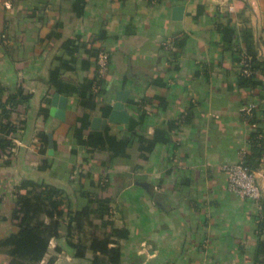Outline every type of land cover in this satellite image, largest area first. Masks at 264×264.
Listing matches in <instances>:
<instances>
[{"label": "crops", "instance_id": "0c3cea01", "mask_svg": "<svg viewBox=\"0 0 264 264\" xmlns=\"http://www.w3.org/2000/svg\"><path fill=\"white\" fill-rule=\"evenodd\" d=\"M72 2L0 0L1 100L17 88L28 95L10 112L17 128L0 154V237L17 230L16 192L31 179L64 200L59 233L36 264H88L92 252L75 256L65 217L94 197L108 199L109 218L128 231L117 238L119 264H264L254 257L264 243V70L255 86L237 81L240 54L264 60V0H86L80 15ZM86 82L93 108L80 102ZM250 105L254 122L243 114ZM83 116V136L130 135L128 159L79 143L72 128ZM255 128L263 143L250 149ZM138 135L159 137L144 157ZM242 149L258 201L226 188L222 166ZM97 223L70 240L87 247L108 231ZM0 264H10L5 253Z\"/></svg>", "mask_w": 264, "mask_h": 264}, {"label": "trees", "instance_id": "16d2710c", "mask_svg": "<svg viewBox=\"0 0 264 264\" xmlns=\"http://www.w3.org/2000/svg\"><path fill=\"white\" fill-rule=\"evenodd\" d=\"M86 0H73L72 10L76 15H80L83 11ZM221 31L225 41H229V32L231 28L226 24L221 26ZM73 44L71 39L63 43L65 50L72 53ZM98 53V51H97ZM95 54V58L97 56ZM247 55V54H246ZM250 73L241 72L240 54L237 57L238 62V84L242 86H255L258 82L255 80V70L261 67L264 70V60H259L254 55H247ZM96 63V62H95ZM90 82L82 83L78 89L81 96L82 104L88 103L89 108L95 106V102L88 100V91H90ZM3 88L0 86V154L7 147L12 146L11 137L9 136L17 128L9 120L12 109L19 103L26 102L28 95L23 93L21 88H17L14 92H9L4 100H1ZM243 114L249 117L250 122H254L255 113L250 108L249 112ZM80 125L72 128L75 139L86 147H96L104 144L112 151L114 157L128 159L129 154L126 149L131 142V136L116 138L107 132L89 131L85 136L82 135V129L86 126V117H79ZM135 122L130 121L129 130L133 132ZM259 129L255 128L250 134V149H256L263 143V137L259 134ZM260 135V136H259ZM141 156H145V152L150 151L156 141L159 139L157 135L153 138H145L137 136ZM249 152L246 151L244 156V164L251 169L249 163ZM252 170V169H251ZM64 200L59 196L58 188L38 182L31 179H24L18 185L16 192L15 207L12 217L17 219V230L0 237V253L8 256L10 264H36L46 253L49 239L57 236L61 221L64 220ZM66 218V238L68 242L75 247V256L78 258L85 257V249L92 252L88 259V264H119L121 262V250L117 244V238H125L128 231L124 227H116L109 218V201L106 198L94 197L90 204L84 205L81 209L75 210ZM97 220L99 226L106 228L108 231L101 235H92L89 239L87 247L78 242L71 241L72 229L81 230L85 224H93V220ZM263 241L258 239L254 257L259 254L264 255ZM79 264H85L80 262Z\"/></svg>", "mask_w": 264, "mask_h": 264}, {"label": "built area", "instance_id": "2783aa9c", "mask_svg": "<svg viewBox=\"0 0 264 264\" xmlns=\"http://www.w3.org/2000/svg\"><path fill=\"white\" fill-rule=\"evenodd\" d=\"M108 62V53L101 49L96 56V66L102 71L106 68ZM241 72L245 74L250 73L248 56L242 55ZM252 105L246 108L245 112L248 113ZM246 150H240L237 161L222 166L223 171L226 173V188L228 191L236 194L239 197L258 201L261 197V189L256 182L255 173L244 164V156Z\"/></svg>", "mask_w": 264, "mask_h": 264}]
</instances>
